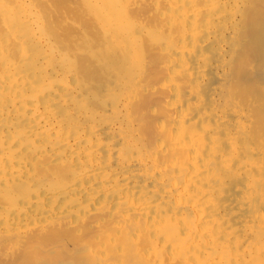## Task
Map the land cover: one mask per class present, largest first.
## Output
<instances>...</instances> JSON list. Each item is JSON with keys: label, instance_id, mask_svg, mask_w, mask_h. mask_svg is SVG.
Returning <instances> with one entry per match:
<instances>
[{"label": "bare ground", "instance_id": "6f19581e", "mask_svg": "<svg viewBox=\"0 0 264 264\" xmlns=\"http://www.w3.org/2000/svg\"><path fill=\"white\" fill-rule=\"evenodd\" d=\"M38 1L0 0V264H264V0H86L80 47Z\"/></svg>", "mask_w": 264, "mask_h": 264}, {"label": "rangeland", "instance_id": "374dc122", "mask_svg": "<svg viewBox=\"0 0 264 264\" xmlns=\"http://www.w3.org/2000/svg\"><path fill=\"white\" fill-rule=\"evenodd\" d=\"M36 1H37V0H36ZM40 1H41V2L44 1L45 4L48 5V8H49V9L51 8L52 11H53V9H54L55 11L58 10V11H56V12H53V13L57 16V17L55 16L56 19H55L54 17H53L54 19H53V18H51V19L48 18V21H49V20H50L49 22H52V21H53V22H54V23L52 22L53 26H55V25H58V27L61 26V27H60L61 30H62V27H65V28H66V30L63 29L62 31H64V32H62L57 26L53 27L54 29H56V28L59 29V30L56 29V30H58V32L55 31V36H56L57 33H59V37H57L58 35L56 36V37H57V38H56V42H57V39H58V41H59L63 36H65V34H68V32L70 31V30L67 29L68 24H69L68 28H69L70 25H71V27H73V28H72L73 31L75 30L74 33H73V31H72V32L70 31V33H69L70 35L68 34L69 37H67L68 35L66 36L68 39H66V38L64 37V38H65L66 40H68V41H66L65 39L63 40V38H62V39H61L62 42H61V40H60V43H59V42L57 43V45H58L59 47H69V45H70V46L80 47V44H81V42H82V40H83V36H82V35L84 34V32H85V33H86V32L88 33V32H90V30H91L92 33H90V35H91V34L95 35L94 33H95V29L97 28V24H96V22H95V20H94V12L91 10L90 6L86 3V0H85V1H83V0L78 1L79 5H81V7H80L81 9H79V5H78L77 3H76L77 6H76L75 4H74V5H72V4L70 5V3L67 5L65 0H64L65 3H62L63 0L60 1L62 4H60L59 0H58L59 3H57L56 1L53 0V1L55 2V5H54L55 8H53V6H52V5H53V2L51 3L49 0H39V1H38V4H40ZM46 1H48V2H46ZM74 1H77V0H74ZM74 1H73V2H74ZM44 2H43V3H44ZM68 2H69V1H67V3H68ZM70 2H71V1H70ZM43 3H41L40 5H42ZM47 3H48V4H47ZM74 3H75V2H74ZM45 4H44V6H45ZM57 4H58V5H57ZM63 4H65L66 6H64ZM57 6H58V7H57ZM67 6H69V7H67ZM40 7H42V6H40ZM46 7H47V6H46ZM46 7H45V8L42 7V8L45 9V11H44V10H43V11H44V12L47 11V13L49 14V11H48L49 9L46 10ZM56 7H57L58 9H57ZM65 7H66V8H65ZM76 7H77V8H76ZM42 8H40V9H41V12H42ZM72 8H73V9H72ZM74 8H75V11H76V12L74 11ZM71 9H72V10H71ZM77 9H79V10H77ZM51 10H50V12L52 13ZM65 10H66L67 12H66ZM84 10H85V11H84ZM57 12H59V16H58V13H57ZM74 12H75V13H74ZM82 12H83V14H82ZM47 13H46V15H47ZM51 13H50L49 15H50V16H51V15L53 16L54 14H53V13L51 14ZM56 13H57V14H56ZM79 13H80V15H79ZM60 14H61V17H60ZM62 14H63V15H62ZM85 14H86L87 16H86ZM67 15L70 16V17H68ZM76 15H77V16H76ZM78 15H79V16L83 15V17H84V15H85V18H86V19H83V21L86 20L85 25H87L86 23H89V22H87V21H90V22L93 23V24H91V23H89V24L94 25V26H96V27L94 28L93 26L91 27V26H88V25H87L88 27H91V29H88V30H87L86 28H88V27H86V28L84 27V26H85V25H84V22H83V23L80 22V21H82L81 18H83V17H78ZM62 16H63L64 18H63ZM88 16L91 17V18H89ZM47 17H48V16H47ZM75 17H76V19L78 18L77 21L80 19V20H79V23L76 21ZM58 18H59V19H58ZM61 18L64 19V20H63V21H60ZM68 18H70V19L72 18V19L69 20ZM62 19H61V20H62ZM88 19H89V20H88ZM90 19H91L93 22H92ZM74 20H75V21H74ZM55 21H56V22H55ZM73 21H74V22H73ZM82 24L84 25L83 27L81 26ZM74 28H75V29H74ZM83 28H84V29H83ZM65 31H66V32H65ZM77 31H78L79 34L77 33ZM96 31H97V30H96ZM93 32H94V33H93ZM71 33H72V34H71ZM75 33H76L78 36H77ZM60 35H62V37H61ZM77 38H78V39H77ZM76 40H77V41H76ZM63 41H66V42H69V41H70V42H69V43L64 42L65 45H66V46H65L64 43H63ZM74 41H76V42L74 43ZM71 42H72V43H71ZM61 43H62L63 45H62ZM59 44H60V45H59Z\"/></svg>", "mask_w": 264, "mask_h": 264}]
</instances>
